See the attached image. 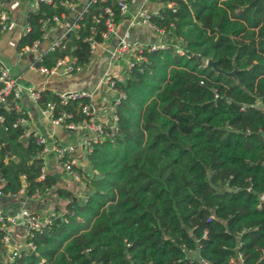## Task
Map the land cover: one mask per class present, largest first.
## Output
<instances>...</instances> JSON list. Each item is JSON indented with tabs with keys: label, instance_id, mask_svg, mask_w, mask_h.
Returning a JSON list of instances; mask_svg holds the SVG:
<instances>
[{
	"label": "trees",
	"instance_id": "1",
	"mask_svg": "<svg viewBox=\"0 0 264 264\" xmlns=\"http://www.w3.org/2000/svg\"><path fill=\"white\" fill-rule=\"evenodd\" d=\"M154 1L161 6L152 21L184 53L144 52L116 82L125 95L115 106L118 130L85 154L90 174L74 169L81 196L56 188L66 199L54 210L58 221L27 236L33 250L5 264H230L237 256L264 264V0ZM107 6L117 20L114 0H97L34 64L51 68L70 57L84 67L83 38ZM60 14L68 12L45 3L27 12L29 31L15 50L40 39L42 15ZM39 94V107L52 101L54 114L71 115L66 121L80 120L88 102L62 105L52 91ZM0 116L9 145L6 152L0 139V192L42 197L55 184L51 174L40 178L43 145L24 125L12 126L24 114L0 105Z\"/></svg>",
	"mask_w": 264,
	"mask_h": 264
},
{
	"label": "built area",
	"instance_id": "2",
	"mask_svg": "<svg viewBox=\"0 0 264 264\" xmlns=\"http://www.w3.org/2000/svg\"><path fill=\"white\" fill-rule=\"evenodd\" d=\"M24 1V0H16ZM97 0H33L31 3V12H36L40 3L47 5H58L67 10L68 15L60 16L53 15L46 17L42 15L38 19L39 28L41 30V37L39 40H34L29 46H24L20 49V53L36 52L37 56L34 58L33 63L29 65V68L41 75H50L55 72L63 74H70L79 71V66H73L74 60L70 57H63L55 62V65L51 68L44 66H36L35 61L40 60L42 54L47 50H53L60 45L63 34L67 31H73L77 29L75 20L80 17V14L84 12L87 7L95 3ZM104 2L105 0H100ZM133 0H114V8L117 11L118 19L115 20L114 11L112 7H104L101 14L92 15L91 25L89 27L88 36L83 40L88 44L89 59L96 49L106 46V58L110 63H117L118 69L115 71H105L101 76V84L109 91L110 104L102 109V111H96L91 100L93 95L87 90H72L66 93H58L59 104H65L67 100L75 99H87L88 102L84 103L80 107V114L82 118L78 121H66L70 118V114H66L63 111L54 114V103L47 101L43 107H40V113L46 117L51 123L59 125L66 130L78 131L79 141L76 144L61 145L53 142L51 148H47L44 145V139L40 135L35 136V141L38 144H42L40 150V156L43 158L49 151L54 153L60 163V168L63 172L68 174L73 181H79V175L74 170L81 167L79 157L77 155V149L83 151V156L89 153L92 149V145L99 141L103 136H111L117 132L118 127L116 124L115 106L123 98L124 93L116 87V82L121 81L122 78L127 75L132 68L138 66L145 61L144 52H149L156 49L171 48L176 54L182 55L184 48L179 42H169L166 40V32L163 27L157 26L152 17H155L158 8L161 6L159 2H153L154 0H141L135 4V7L130 11V6ZM155 4L151 6V4ZM166 6L173 9V3L168 2ZM125 24L123 28H120L121 22ZM11 19L5 6L4 0H0V34L4 33L9 25ZM58 25H62L60 34L50 38V32L53 31ZM145 26L152 34L151 41L142 42L136 38H129V32L136 26ZM122 31V33H120ZM29 31V24L24 20L22 26V34ZM99 35L101 40L94 38V35ZM41 40H47L48 45L45 49L40 48ZM113 42L108 45L107 41ZM206 62V61H205ZM21 85L17 77L11 75L9 68L0 63V105L7 109H15L16 111L23 113L19 108V99L21 97ZM29 97L37 102L40 94L37 90L28 89ZM2 117L0 116V125ZM25 116L19 117L12 126L17 124L24 125ZM45 173L44 166L42 165L40 170V178ZM18 192L25 193L23 188ZM16 194V193H15ZM15 194H3L13 196ZM32 199H39L41 196L38 192L29 196ZM261 200L264 203V196H261ZM58 216L55 213H43L37 214L28 209H21L14 215H5L0 207V264L8 263L13 257L19 256L21 253H28L33 250V246L30 243H26L23 249L16 250L10 248L8 237V228L10 225H21L24 229V236H30L32 232H40L46 226L50 225ZM238 259V262L236 260ZM230 264H241V259L237 256L236 259H232ZM197 264H207L203 259L198 258Z\"/></svg>",
	"mask_w": 264,
	"mask_h": 264
},
{
	"label": "crops",
	"instance_id": "3",
	"mask_svg": "<svg viewBox=\"0 0 264 264\" xmlns=\"http://www.w3.org/2000/svg\"><path fill=\"white\" fill-rule=\"evenodd\" d=\"M32 1L33 0H4L11 22L8 29L0 34V63L9 68L10 73L17 77L19 84L21 85L22 89L21 97L19 99V108L25 115L24 127L26 133L31 132L42 136L44 139V145L48 149L52 147L53 142L61 145H74L79 141L78 131L66 130L59 125L51 123L40 113V107L37 102H34L29 97L28 89L37 91L49 90L56 94L66 93L72 90H87L92 93L93 98L91 102L95 110L99 112L107 106L106 94L109 95V91L101 84V76L107 70L115 71L118 69V64L108 62L105 52L106 46H102L101 48L96 49L91 55L89 62L75 73L63 74L55 72L45 76L31 70L29 65L34 61V53H20L15 50V44L19 36L22 34L25 15L32 9ZM139 1L141 0L132 1L130 11ZM154 5V3L151 4V6ZM124 24L125 22L122 21L120 28H123ZM61 30L62 25H58L50 32V38L60 34ZM122 31L123 30H121L120 33H122ZM152 37L150 31L143 25H136L129 32V38H136L142 42L151 41ZM112 42V40H108L107 44L110 45ZM77 155L82 170L88 172L87 170H89V168L86 165L83 151L79 148L77 149ZM43 166L45 173L54 176L55 184L46 190L45 194L39 199H32L22 192H17L13 196H0V207L5 215H14L21 209H28L37 214L55 213V208L58 210L61 209L58 206L60 202L64 205L66 204V199L56 196L55 189L64 188L67 190H73L80 185L61 170L59 159L54 153L49 151L45 154L43 157ZM7 234L11 245L9 249L16 247H19L20 250L23 249L25 246V236L24 229L21 225H10ZM236 262H238V259Z\"/></svg>",
	"mask_w": 264,
	"mask_h": 264
},
{
	"label": "rangeland",
	"instance_id": "4",
	"mask_svg": "<svg viewBox=\"0 0 264 264\" xmlns=\"http://www.w3.org/2000/svg\"><path fill=\"white\" fill-rule=\"evenodd\" d=\"M153 2H155V1H153ZM47 45H48V41L47 40H41V42H40V48H42V49H45V47H47ZM34 53V56L36 57L37 56V53L36 52H33ZM12 75V74H11ZM106 91V90H105ZM107 92V91H106ZM108 93V92H107ZM106 99H107V105H109L110 104V96L108 95V94H106ZM86 165H87V163H86ZM84 166H85V164H84ZM87 167H88V165H87ZM85 168H86V166H85ZM88 172V174H90V170H87ZM60 173H61V171H60ZM80 186H82V184H80L79 186H77L76 188H74L73 190L72 189H68L70 192H72V193H74L73 195L76 197V198H79L80 196H81V194L79 193V190H80ZM61 209H59L60 211H63V209H64V204H62V202H60V204L58 205ZM25 239H26V237L24 238V243L26 244V241H25ZM16 250H20L19 249V247H16L15 248Z\"/></svg>",
	"mask_w": 264,
	"mask_h": 264
},
{
	"label": "water",
	"instance_id": "5",
	"mask_svg": "<svg viewBox=\"0 0 264 264\" xmlns=\"http://www.w3.org/2000/svg\"><path fill=\"white\" fill-rule=\"evenodd\" d=\"M205 64H206L207 66H210V67H211L212 69H214L216 72H223V73L226 74V75H233V72H232V71H231V72H224V71H221V69H219V68H217V67L215 66L214 61H212V60H210V59H207L206 62H205ZM0 139H1L2 143H3V148H4V150H5L6 152H8V151H9V145L7 144V142H6V140H5V135H4V132H3L2 128H1V126H0ZM8 156H10V154H8ZM55 221H58V218H55Z\"/></svg>",
	"mask_w": 264,
	"mask_h": 264
}]
</instances>
